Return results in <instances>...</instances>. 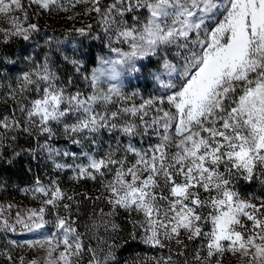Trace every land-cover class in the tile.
Masks as SVG:
<instances>
[{
	"label": "snow or ice",
	"instance_id": "snow-or-ice-1",
	"mask_svg": "<svg viewBox=\"0 0 264 264\" xmlns=\"http://www.w3.org/2000/svg\"><path fill=\"white\" fill-rule=\"evenodd\" d=\"M68 3L85 5L84 15L95 14L116 58L101 59L85 73L82 59L63 56L82 76L87 92L69 91L47 56L21 72L3 98L13 101V110L0 113V160L11 164L22 153L33 159L44 153L56 170H71L76 183L97 182L98 195H81L108 209H94L100 223L94 218L89 230H95L98 246L108 243L99 229L115 231L111 218L123 211L130 217L132 239L169 249L167 256L151 257V264H223L226 253L242 264H264V195L243 197L237 188L240 180L264 186V0ZM32 5L69 10L64 0H0V20L8 25L0 27V44L29 42L39 33V25L29 22ZM93 27L72 31L89 37ZM152 58L157 63L149 73L154 93L127 91L124 76L140 72L146 66L140 62ZM105 134L112 140L106 148ZM18 136L34 140L36 148L16 151ZM61 137L81 151L57 147ZM8 148L12 157L5 156ZM23 191L40 199V206L12 215V204L0 205V231L42 229L49 212L56 229L23 242L46 252L42 261L27 264H80L86 253L87 264L115 260L114 245L99 255L84 244L73 214L80 201L58 180L45 185L37 178ZM186 242H198L191 259ZM173 243L179 249L175 253Z\"/></svg>",
	"mask_w": 264,
	"mask_h": 264
},
{
	"label": "rangeland",
	"instance_id": "rangeland-1",
	"mask_svg": "<svg viewBox=\"0 0 264 264\" xmlns=\"http://www.w3.org/2000/svg\"><path fill=\"white\" fill-rule=\"evenodd\" d=\"M27 2V0H25ZM106 3L110 0H105ZM66 6L69 7L68 11H59L53 9L52 11H43L36 5H32L28 9L29 22L37 23L40 27L39 33L34 35V38L25 42L22 40H14L9 44H16V58L12 59V67L7 70L0 71V113L3 115H9L13 110V101L8 100L7 103L3 102V98L9 91V84L14 86L16 77L23 71H28L35 63L43 62L45 56L55 72L59 75L61 82L68 86L69 91H75L80 89L82 91H89L86 82L82 79V76L78 74L73 65L66 62L63 59L64 55L69 57L80 58L84 63V72L87 73L93 68L99 66L101 59L109 60L115 59V53L111 52L107 45V38L104 36L99 25L96 22L95 14L84 15L83 10L85 5H77L75 8H71L68 0H64ZM81 13L75 19L69 20V16H73L75 13ZM129 21L131 19L129 17ZM87 24H92L93 31L89 37H81L77 35L73 28H80ZM8 25L0 20V27H7ZM99 33L100 39H93ZM51 41V43H46ZM3 44H0V53L2 51ZM126 49V45H121ZM6 50V48H5ZM5 52V51H4ZM4 56L2 52L0 54ZM31 57V60L26 57ZM93 61V62H92ZM140 63L146 66L139 72L140 76H144L147 80H151V85L146 89H139L145 96L154 93L156 85L154 84L150 71H153L157 67L155 58L150 61H142ZM69 79L72 80V84L68 85ZM124 85L127 91L131 92L134 89H138L131 81V74L124 76ZM145 90V91H144ZM16 115L20 113L17 111ZM42 142V141H41ZM109 143H112L110 137L106 134L101 137V144L104 148ZM57 147L67 149L73 152L79 153L81 148L79 146L71 144L69 141L64 140L62 137L55 141ZM13 147L16 151L21 149L36 148V142L28 139L25 136H18L14 142ZM87 148V145H86ZM13 149L8 148L5 152L6 157H12ZM66 162L71 163L68 159ZM79 162V161H78ZM23 167L24 175L22 177L15 178L13 176H6L0 172V205L5 207L8 204H12L14 207L11 209V214L14 215L16 211L24 212L27 209L38 208L40 206V199H34L33 194L28 192L25 194L24 189H28L35 186V181L39 178L45 185L50 180H58L62 189L67 191L70 195L76 194V199L80 201L79 212H76V207H73L74 217L77 218L78 230L84 234L83 240L86 246L91 245L93 248H97L99 255H104L108 252V244L114 245L112 251L115 255V260L110 264H151V257H161L169 255V249L152 248L140 241L139 238L132 239V225L129 222L130 217L123 211L119 212L115 217L111 218V222L117 225L115 231H104L101 227L99 229V236L104 237L107 240V244L99 245L95 238V230H89L93 224L95 218L96 223L99 224V217H94V209L103 207L107 211L106 205L97 201L95 204L92 200L85 199L82 193H87L88 196H96L99 194V184L97 182L82 180L76 183L70 179L73 175L69 169L58 171L56 170L51 161L47 160L44 153H39L36 159H33L31 155L26 152L20 156L15 157L11 164L6 163L4 160H0V170L6 169L10 166L12 173L18 172L16 167ZM241 196L252 198L254 195L250 193H242ZM60 214L64 215V211L61 208ZM54 213L49 212L46 215L48 223L44 228L28 232L17 226L15 232L12 231H0V264H21V258H24L25 264L31 260L42 261L46 255L43 249H29L27 246H22L26 240L43 239L56 231L54 228ZM16 243L13 244L12 242ZM188 243V249L186 255L191 259L193 248L198 242H186ZM172 253L179 251L177 246L173 243L170 245ZM100 248H103V252H100ZM11 257V258H9ZM89 259L86 253L80 264H87ZM183 260V257L179 258ZM223 264H242V261L238 256H233L231 253H226L223 258Z\"/></svg>",
	"mask_w": 264,
	"mask_h": 264
},
{
	"label": "trees",
	"instance_id": "trees-1",
	"mask_svg": "<svg viewBox=\"0 0 264 264\" xmlns=\"http://www.w3.org/2000/svg\"><path fill=\"white\" fill-rule=\"evenodd\" d=\"M15 45L16 44H7V45L2 46L1 53L3 52L4 56L1 55L2 57H0V71L2 70L4 71L12 67V63H10L9 61H12V59L16 58ZM131 81L134 84V86L138 89H146L147 86H150L152 84L151 80H147L144 76L141 77L139 72L131 74ZM16 169L18 170V172H16L15 174L12 173V168H10V166L4 170L1 169L0 172L6 176L14 175L15 178L22 177L24 175L23 167H20V165H18ZM237 188L239 192L250 193V194H253L255 197H260L264 195V186H261L258 181H253L251 183H248L243 180H240L237 184Z\"/></svg>",
	"mask_w": 264,
	"mask_h": 264
}]
</instances>
